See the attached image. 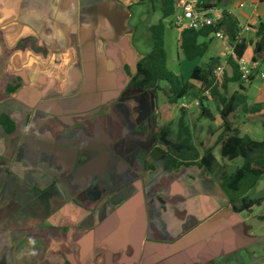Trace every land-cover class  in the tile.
Listing matches in <instances>:
<instances>
[{
    "label": "crops",
    "instance_id": "0c3cea01",
    "mask_svg": "<svg viewBox=\"0 0 264 264\" xmlns=\"http://www.w3.org/2000/svg\"><path fill=\"white\" fill-rule=\"evenodd\" d=\"M206 2L232 13L249 45L254 74L241 92L262 109L238 110L232 127L262 140L264 69L253 56L264 0ZM173 16L165 42L177 36L180 61ZM161 18L159 0H0V114L16 124H0V264H264V175L249 193L261 202L234 210L221 174L243 159L230 168L220 140L185 147L180 126L158 124L161 91L131 86ZM223 42L212 57L231 72L234 45ZM210 147L212 171L199 164Z\"/></svg>",
    "mask_w": 264,
    "mask_h": 264
},
{
    "label": "trees",
    "instance_id": "16d2710c",
    "mask_svg": "<svg viewBox=\"0 0 264 264\" xmlns=\"http://www.w3.org/2000/svg\"><path fill=\"white\" fill-rule=\"evenodd\" d=\"M161 4L162 18L159 22L151 25L152 50L144 56L138 63L137 73L133 75L131 86L138 91L154 90L155 92L164 91L168 101L159 107L158 113L160 120L169 125L172 123L171 110L175 103L184 97L191 96L199 83L203 91L211 89V97H202L205 103L210 98H214L220 104V114L224 121L225 136L220 137L221 155L223 158L234 160L242 158L243 162L232 173L224 172L221 174V186L229 197V202L233 209L241 212L251 210L255 204L261 201L250 198L249 193L258 185L264 175V137L256 140L249 135H241L239 130L232 127L229 119L230 115L238 110L246 113L261 112L260 105H248L247 96L241 92L245 89L242 79L238 59L242 58L248 49V43L240 38V26L237 18L227 10H223V17L220 24L216 27H205L200 30L185 28L179 30L180 50L188 60L203 58L209 49V42L200 41L201 37H208L220 30L224 32L234 45V53L230 55L226 63L231 72L225 69L223 81L220 85L215 81V70L222 66V58L214 56L209 59L205 66H196L188 80L183 75L174 72L168 67L167 52L165 49V19L173 16L177 11V0H159ZM216 5L215 3H208ZM257 42L254 47L253 59L264 60V21L256 27ZM253 79V75L251 77ZM229 82H237L240 89L232 94H225L226 85ZM167 88L164 89L162 84ZM203 94V92H202ZM201 94V96H202ZM203 106V105H202ZM184 114V113H183ZM0 124L8 131L12 132L16 124L7 114H0ZM180 141L185 147L190 146L191 137L185 126L183 115L179 120ZM264 125V124H263ZM166 131L165 129L162 130ZM181 156V154H179ZM199 155L195 151V157ZM170 162L176 164V159L170 157ZM217 159L213 152V147L205 150L199 164L206 170L212 171Z\"/></svg>",
    "mask_w": 264,
    "mask_h": 264
},
{
    "label": "rangeland",
    "instance_id": "374dc122",
    "mask_svg": "<svg viewBox=\"0 0 264 264\" xmlns=\"http://www.w3.org/2000/svg\"><path fill=\"white\" fill-rule=\"evenodd\" d=\"M159 15V12H158ZM173 21L171 20V23ZM173 32L175 35L177 34V30L173 29ZM223 40L219 39L218 37L214 36V38L210 41V50L207 52V54L203 58H198L195 60H188L185 58V56L180 53L181 60H177V36H174L173 41L170 40L169 37H166L165 42V49L167 52V64L168 67L173 70L176 73H179L183 75V77L188 80L190 78V75L193 71V69L196 66H205V62L208 61L213 55L219 54L223 48L222 45ZM226 59V58H225ZM264 69V60H259V64L257 66V70H260V68ZM254 74V70L252 69V75ZM261 74L258 75L257 81L259 82L261 80ZM223 81V77L220 80V85ZM163 88L166 89L167 85L165 83L162 84ZM237 88H239V83H229L226 85L225 94H231V92H234ZM203 89L201 85L198 83L196 89L194 90V93L190 96V98H197L200 97L202 94ZM160 99L162 103H167V96L165 94V90L161 91L160 93ZM164 105V104H163ZM162 105V106H163ZM257 105V104H255ZM173 120L171 125L173 126H180L179 125V115L183 114V119L185 121V126L188 129V133L192 140L200 141L205 140L207 142L214 141L216 144L219 142V135L224 130V121L221 120V114H220V104L217 100L214 98H210L208 103L206 105H203L201 107H192L190 109H182L179 105L174 106L173 108ZM236 116H231L230 120L233 125H237L243 120V111L236 112ZM178 114V115H177ZM158 116V124L159 125H165L162 120H160L159 114ZM250 122L252 124H259L260 120L259 118H251ZM177 133L179 132H172L169 135L168 141L172 144H177ZM170 147V146H169ZM171 148V147H170ZM174 150V149H173ZM218 155L220 153L218 152ZM240 158L234 159L232 162H230L229 166L234 167L236 162H238ZM261 210V208L259 209ZM264 257V250L260 248L259 258ZM261 264V263H260Z\"/></svg>",
    "mask_w": 264,
    "mask_h": 264
},
{
    "label": "built area",
    "instance_id": "2783aa9c",
    "mask_svg": "<svg viewBox=\"0 0 264 264\" xmlns=\"http://www.w3.org/2000/svg\"><path fill=\"white\" fill-rule=\"evenodd\" d=\"M222 17L223 9L220 6L208 4L206 0H177V11L173 16L172 23L178 30L185 28L200 30L205 27L218 26L222 21ZM213 34L221 40H225L228 37L220 30ZM239 36L242 38L241 35ZM238 64L244 84L249 85L252 81L251 64L244 57L238 59ZM225 69L226 64H223L215 70L214 78L216 82H220ZM202 97H211V89L205 90L202 96L197 98L184 96L178 101V105L182 109L201 107L205 103Z\"/></svg>",
    "mask_w": 264,
    "mask_h": 264
},
{
    "label": "water",
    "instance_id": "95a60500",
    "mask_svg": "<svg viewBox=\"0 0 264 264\" xmlns=\"http://www.w3.org/2000/svg\"><path fill=\"white\" fill-rule=\"evenodd\" d=\"M205 104V103H204Z\"/></svg>",
    "mask_w": 264,
    "mask_h": 264
}]
</instances>
